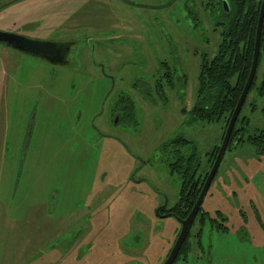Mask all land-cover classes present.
I'll return each mask as SVG.
<instances>
[{
  "label": "rangeland",
  "instance_id": "374dc122",
  "mask_svg": "<svg viewBox=\"0 0 264 264\" xmlns=\"http://www.w3.org/2000/svg\"><path fill=\"white\" fill-rule=\"evenodd\" d=\"M213 11L209 0H0V30L73 40L62 65L0 42V264L164 261L179 222L156 210L181 180L162 146L181 134L204 163L222 132V121H187L202 55L221 37ZM128 89L136 122L112 123L104 100ZM263 107L264 94L247 93L245 136L264 127ZM202 207L227 229L206 221L172 264H264V153L246 140L227 149Z\"/></svg>",
  "mask_w": 264,
  "mask_h": 264
},
{
  "label": "trees",
  "instance_id": "16d2710c",
  "mask_svg": "<svg viewBox=\"0 0 264 264\" xmlns=\"http://www.w3.org/2000/svg\"><path fill=\"white\" fill-rule=\"evenodd\" d=\"M227 4V9L223 8L220 4H216L217 9L211 14L214 25H220L221 27V37L217 45V51L212 57L208 58L206 53L202 55L196 97L188 109L189 114L187 117V121H222V132L218 142L214 143L211 149L206 152L204 163L201 162L196 143L181 134L171 138L162 146L164 151L171 153L173 156V160L169 162L170 171L177 172L181 180L177 198L178 205L171 207V210L176 215L178 214V217H185L188 214L202 188L222 140L228 120L247 79L253 59L261 0H227ZM263 62L264 14L261 24L256 69L247 93L256 89L258 94H264ZM185 77L184 74V84L186 83ZM180 96L184 100V94L182 93ZM246 96L242 106L246 102ZM121 102L125 103V110L120 119L126 123L136 122L132 98L131 100L125 98ZM253 103L252 101V105ZM241 109L234 122L225 151L246 140L254 147L255 153H264V127L256 128L245 136L243 124L246 123L248 125L249 121L246 115H240ZM182 111L185 112L186 108L182 107ZM216 173L217 170L212 180ZM225 217L219 209L215 210L212 216L207 210L203 209L201 204L194 218L196 229L195 231H188L174 262L178 258L187 256L193 245V239L198 243L201 242L200 236L206 221H209L211 225L215 223L218 228L226 230L227 227L223 222Z\"/></svg>",
  "mask_w": 264,
  "mask_h": 264
},
{
  "label": "water",
  "instance_id": "95a60500",
  "mask_svg": "<svg viewBox=\"0 0 264 264\" xmlns=\"http://www.w3.org/2000/svg\"><path fill=\"white\" fill-rule=\"evenodd\" d=\"M264 14V0L261 1L260 6V12L259 17L257 21V27H256V38H255V45H254V51H253V59L251 63V67L247 76V79L245 81V84L243 86V89L241 91V94L238 98V101L231 113V116L228 120V123L226 125L222 140L219 144L217 153L215 155V158L212 162V165L205 177L204 183L202 185V188L200 189V192L191 208V210L188 212L187 216L185 218H181L180 220V230L177 234L175 241L170 248L167 256L165 257L164 261L161 264H172L175 260L178 251L181 247V244L188 233L191 224L193 222V219L202 204V200L204 198L205 193L207 192V189L210 186V183L212 181V178L219 166V163L221 161V158L223 156V153L226 149L228 140L230 138L234 122L236 120V117L241 109L242 103L245 99V96L247 94V91L251 85V81L253 78V75L255 73L258 54H259V40H260V32H261V24H262V18ZM0 42L5 43L6 45L11 46L12 48H15L19 51L30 53L32 55H37L39 57H42L44 59H49L51 63H66L67 59L65 58V54L62 53V46L63 44H59L58 41L52 40V39H37L28 37L26 35L17 33V32H10L5 30H0ZM55 54V56H53ZM60 57V58H58ZM161 206L157 207V214L159 213V208ZM166 215V214H165ZM163 216V215H162Z\"/></svg>",
  "mask_w": 264,
  "mask_h": 264
},
{
  "label": "flooded vegetation",
  "instance_id": "af4514ba",
  "mask_svg": "<svg viewBox=\"0 0 264 264\" xmlns=\"http://www.w3.org/2000/svg\"><path fill=\"white\" fill-rule=\"evenodd\" d=\"M209 2H211L214 5L215 11L217 9L216 4L217 5L220 4L225 9H227V7H228L227 0H209ZM56 41H58L59 44H63V46H62V53L65 54V58L67 59V62L64 63V64L70 63L69 62L70 61L69 53H70V50H71V46H72L71 43H72L73 40H67V39H65V40H56ZM53 56H55V54ZM58 58H60V57H58ZM46 60L50 62L49 59H46ZM92 60H93L92 62H94L95 65L101 66V71H103V68H102V65L103 64L101 62L98 63L96 61V59H92ZM52 64L62 65V63H52ZM105 75H108V74H105ZM164 75L166 76V82L168 84H172L173 85V76H176L177 81H179L180 83H183V81H184L183 80L184 73H180V74L178 73L176 75L175 74L174 75L173 74L171 75V74H169V71L168 70H165ZM185 79H186V77H185ZM162 81H163L162 77L155 79L154 84H153V87L165 99L166 96H165L164 91H163V82ZM133 85L135 86L134 89H133L135 91V94L138 95V93H140V95H142L145 98H147V94L148 93L151 94V92H149L148 90H146L145 87L138 88V87H136V84H133ZM110 89L111 90H114V85H112V87H110ZM135 94L132 95L130 89H128V91H122V90L121 91H117L116 93H114V95L112 96V99L111 100H109V98H106V100H104V103H107L108 104V109L107 110L101 109L100 110V112H101L100 114H109V115L111 114L110 119H111V122L113 123V121L117 120V118L120 119V116H123V114H124V110H125V106L124 105H125V103L124 102H121V101H123L125 98H129L130 100L132 98V102L134 104V110H135V103H134V95ZM181 101H182V99H181ZM110 103H112L111 106H110ZM135 179H138V178H135ZM176 205H178L177 200L171 206H167L166 203L160 204L159 206H161V207L159 208L158 216H162V215L164 216L166 214V215H172L173 217H175L177 219V221L179 222L178 227L175 228L176 229L175 235L177 236V234L179 233L180 227H181L180 226L181 223H180V220L179 219L185 218L187 215L185 217H178L177 216L178 214L176 215L175 212H173L171 210V207L172 206H176ZM208 212H209V210H208ZM193 225H194V219H193V222H192L191 227H190L189 230L192 229ZM187 234H186V236H187ZM176 236H175V238H176ZM186 236H185V238H186ZM175 238H174V240L172 242V245H173V243L175 241ZM172 245L170 246V248L172 247ZM170 248H169V250H170ZM169 250H168V252H169ZM168 252H167V254H168ZM167 254H166V256H167ZM78 258H80V259L84 258V257H82V253L78 256Z\"/></svg>",
  "mask_w": 264,
  "mask_h": 264
}]
</instances>
